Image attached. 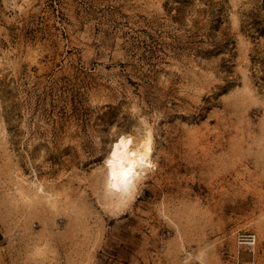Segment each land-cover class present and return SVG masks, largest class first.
<instances>
[{
    "label": "rangeland",
    "instance_id": "374dc122",
    "mask_svg": "<svg viewBox=\"0 0 264 264\" xmlns=\"http://www.w3.org/2000/svg\"><path fill=\"white\" fill-rule=\"evenodd\" d=\"M0 264H264V0H0Z\"/></svg>",
    "mask_w": 264,
    "mask_h": 264
},
{
    "label": "bare ground",
    "instance_id": "6f19581e",
    "mask_svg": "<svg viewBox=\"0 0 264 264\" xmlns=\"http://www.w3.org/2000/svg\"><path fill=\"white\" fill-rule=\"evenodd\" d=\"M133 144L132 136L121 137L106 160L108 189L118 202L134 196L153 166L151 134L141 138L137 146Z\"/></svg>",
    "mask_w": 264,
    "mask_h": 264
},
{
    "label": "built area",
    "instance_id": "2783aa9c",
    "mask_svg": "<svg viewBox=\"0 0 264 264\" xmlns=\"http://www.w3.org/2000/svg\"><path fill=\"white\" fill-rule=\"evenodd\" d=\"M255 242H256V236L255 235H251V236H249V245L250 246H252V245H254L255 244Z\"/></svg>",
    "mask_w": 264,
    "mask_h": 264
}]
</instances>
